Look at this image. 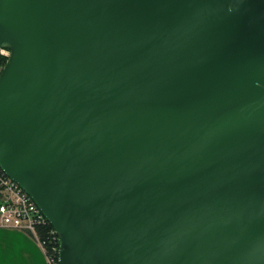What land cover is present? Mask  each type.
<instances>
[{"label":"water","instance_id":"obj_1","mask_svg":"<svg viewBox=\"0 0 264 264\" xmlns=\"http://www.w3.org/2000/svg\"><path fill=\"white\" fill-rule=\"evenodd\" d=\"M0 48L59 264H264V0H0Z\"/></svg>","mask_w":264,"mask_h":264},{"label":"built area","instance_id":"obj_2","mask_svg":"<svg viewBox=\"0 0 264 264\" xmlns=\"http://www.w3.org/2000/svg\"><path fill=\"white\" fill-rule=\"evenodd\" d=\"M10 51L0 48V58ZM3 66L0 63V73ZM0 228L29 232L45 251L47 264H59V239L35 201L0 167Z\"/></svg>","mask_w":264,"mask_h":264},{"label":"crops","instance_id":"obj_3","mask_svg":"<svg viewBox=\"0 0 264 264\" xmlns=\"http://www.w3.org/2000/svg\"><path fill=\"white\" fill-rule=\"evenodd\" d=\"M0 264H47V257L29 232L0 228Z\"/></svg>","mask_w":264,"mask_h":264},{"label":"trees","instance_id":"obj_4","mask_svg":"<svg viewBox=\"0 0 264 264\" xmlns=\"http://www.w3.org/2000/svg\"><path fill=\"white\" fill-rule=\"evenodd\" d=\"M6 62H7L6 59H1V58H0V63H1V65L4 66V65L6 64Z\"/></svg>","mask_w":264,"mask_h":264},{"label":"rangeland","instance_id":"obj_5","mask_svg":"<svg viewBox=\"0 0 264 264\" xmlns=\"http://www.w3.org/2000/svg\"><path fill=\"white\" fill-rule=\"evenodd\" d=\"M3 66V65H2Z\"/></svg>","mask_w":264,"mask_h":264}]
</instances>
